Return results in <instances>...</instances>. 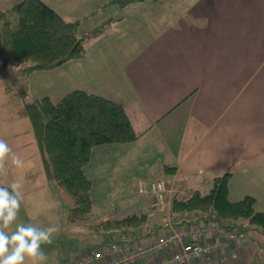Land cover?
I'll return each mask as SVG.
<instances>
[{"label": "crops", "instance_id": "0c3cea01", "mask_svg": "<svg viewBox=\"0 0 264 264\" xmlns=\"http://www.w3.org/2000/svg\"><path fill=\"white\" fill-rule=\"evenodd\" d=\"M46 1L89 35L73 87L124 103L140 133L93 149L91 160L120 153L110 197L135 195L125 173L137 170L189 189L228 170L230 195L264 197V0H197L189 12L175 0ZM247 238L225 264H264Z\"/></svg>", "mask_w": 264, "mask_h": 264}, {"label": "trees", "instance_id": "16d2710c", "mask_svg": "<svg viewBox=\"0 0 264 264\" xmlns=\"http://www.w3.org/2000/svg\"><path fill=\"white\" fill-rule=\"evenodd\" d=\"M78 24V20L67 19L46 0H18L0 7V59L10 65L30 63L32 69L58 66L87 49L89 35L81 34ZM23 112L30 118L46 176L57 181L70 202L69 222L108 229L147 226V211L90 221L93 181L86 166L94 147L131 143L140 135L124 103L85 88H74L57 101L49 95L35 98L25 104ZM174 168L166 165L165 171ZM231 174L226 170L216 175L208 191L196 188L192 196L182 198L175 194L173 208L179 213L212 209L234 228L264 230V211L256 209L255 196L248 194L239 200L230 197ZM111 236H106L105 241ZM66 256L68 259L69 253Z\"/></svg>", "mask_w": 264, "mask_h": 264}, {"label": "rangeland", "instance_id": "374dc122", "mask_svg": "<svg viewBox=\"0 0 264 264\" xmlns=\"http://www.w3.org/2000/svg\"><path fill=\"white\" fill-rule=\"evenodd\" d=\"M175 1L181 8H186V12H189L191 5L197 0ZM13 3H10L9 0H0V7L6 8ZM73 58L69 59L72 61L67 60V62L65 61L58 66L43 69H32L30 63L21 65L4 64L0 59V139H4L13 152L23 160V166L16 167L11 164L9 158L7 174L0 176V180L6 183L19 180L24 197L18 220L9 231L14 230L17 223H30L38 227L57 226L58 232L54 235L52 242L42 245L47 256L44 264H62L63 261L67 260L66 254L74 247L94 249L105 241L106 236H111L122 229L95 228L87 224L68 221L67 214L70 202L65 197L57 181L46 176L30 118L23 112L25 104L35 100V98L49 95L54 101H57L65 93L73 90V86H76L74 85L75 75H73V70L76 68L81 69L80 65H75L78 62L76 58H74L75 60ZM106 145L112 147V144ZM98 151L101 150L94 152L93 159L86 166V171L93 181V214L90 221H100L111 216H124L134 211L138 213L148 211L150 199L138 196L140 193L135 190L132 179L136 176L144 177L147 180L151 178L144 176L142 170L134 171V173L126 172L127 187L129 186L132 189L128 190L135 193V195L110 197L109 193H115L119 190V187L112 184V180L105 179V176L107 173L112 172V167L120 153L107 154ZM174 183L176 184L175 181ZM212 185L213 181L210 184L204 182L196 188L205 192ZM234 193L236 192L233 191L230 195L231 198L235 200L242 198L236 197L238 194L234 195ZM142 198L148 205L142 201ZM255 207L257 210L264 211V209H259V207L264 208V197H261L257 203L255 202ZM113 210L114 213H112ZM163 215L161 214L157 218L151 217L146 224V228L163 221ZM236 229L244 238H247L253 230L255 236L253 242H257L259 249L264 247V230L259 228L247 229L246 226L237 227ZM260 251H263V248Z\"/></svg>", "mask_w": 264, "mask_h": 264}, {"label": "built area", "instance_id": "2783aa9c", "mask_svg": "<svg viewBox=\"0 0 264 264\" xmlns=\"http://www.w3.org/2000/svg\"><path fill=\"white\" fill-rule=\"evenodd\" d=\"M136 185L150 199L147 221L164 214L163 221L120 229L94 249L74 247L64 264H225L238 257L241 233L227 218L212 209L173 208L175 194L192 196L193 190L180 189L165 175L138 178Z\"/></svg>", "mask_w": 264, "mask_h": 264}, {"label": "clouds", "instance_id": "9594fccd", "mask_svg": "<svg viewBox=\"0 0 264 264\" xmlns=\"http://www.w3.org/2000/svg\"><path fill=\"white\" fill-rule=\"evenodd\" d=\"M23 166V160L13 152L9 144L0 139V176L7 174V163ZM22 185L19 180L6 183L0 180V264H44L47 256L43 244L52 242L58 232L57 226L38 227L17 223L23 202Z\"/></svg>", "mask_w": 264, "mask_h": 264}]
</instances>
